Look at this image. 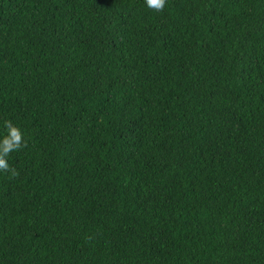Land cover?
I'll return each mask as SVG.
<instances>
[{"label":"trees","instance_id":"1","mask_svg":"<svg viewBox=\"0 0 264 264\" xmlns=\"http://www.w3.org/2000/svg\"><path fill=\"white\" fill-rule=\"evenodd\" d=\"M0 264H264V0H0Z\"/></svg>","mask_w":264,"mask_h":264},{"label":"clouds","instance_id":"2","mask_svg":"<svg viewBox=\"0 0 264 264\" xmlns=\"http://www.w3.org/2000/svg\"><path fill=\"white\" fill-rule=\"evenodd\" d=\"M165 2L166 0H144L147 8L157 12L164 8ZM4 127L7 134L0 137V170L11 171L6 157L22 146L23 133L11 121H6Z\"/></svg>","mask_w":264,"mask_h":264}]
</instances>
